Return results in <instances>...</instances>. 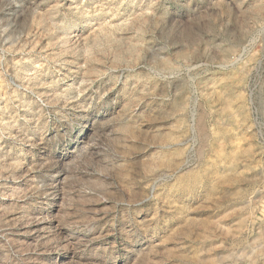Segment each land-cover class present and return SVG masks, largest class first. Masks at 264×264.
Listing matches in <instances>:
<instances>
[{"label": "rangeland", "instance_id": "1", "mask_svg": "<svg viewBox=\"0 0 264 264\" xmlns=\"http://www.w3.org/2000/svg\"><path fill=\"white\" fill-rule=\"evenodd\" d=\"M0 264H264V0H0Z\"/></svg>", "mask_w": 264, "mask_h": 264}]
</instances>
